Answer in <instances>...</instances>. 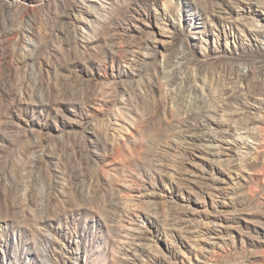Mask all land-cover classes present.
<instances>
[{
  "label": "rangeland",
  "instance_id": "374dc122",
  "mask_svg": "<svg viewBox=\"0 0 264 264\" xmlns=\"http://www.w3.org/2000/svg\"><path fill=\"white\" fill-rule=\"evenodd\" d=\"M258 1L0 0V264H264Z\"/></svg>",
  "mask_w": 264,
  "mask_h": 264
},
{
  "label": "bare ground",
  "instance_id": "6f19581e",
  "mask_svg": "<svg viewBox=\"0 0 264 264\" xmlns=\"http://www.w3.org/2000/svg\"><path fill=\"white\" fill-rule=\"evenodd\" d=\"M259 2V5H258V7H261L262 9L264 8V1H261V0H259L258 1ZM253 3V2H252ZM95 6V5H94ZM102 7H104L103 5H101ZM250 36H252L253 38H255L256 40H257V38H259L260 36H263L264 37V25H255V26H252L251 28H250ZM256 133H258V132H256ZM228 136H230V137H232L233 138V140H228V138L229 137H218V136H214L213 138H214V140L215 141H221V142H225L226 144H230V143H235V142H239V141H237L238 140V137H236L235 135H234V137H233V135H232V133H231V135H228Z\"/></svg>",
  "mask_w": 264,
  "mask_h": 264
}]
</instances>
